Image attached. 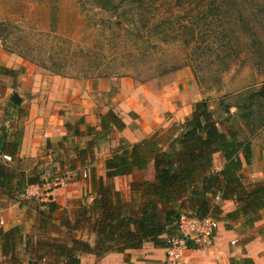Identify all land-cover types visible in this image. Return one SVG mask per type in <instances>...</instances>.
<instances>
[{
    "label": "crops",
    "instance_id": "0c3cea01",
    "mask_svg": "<svg viewBox=\"0 0 264 264\" xmlns=\"http://www.w3.org/2000/svg\"><path fill=\"white\" fill-rule=\"evenodd\" d=\"M23 65L21 58L0 49V127L8 139L20 140L11 161L0 154L3 174L10 177L6 180L0 176V227H23L25 242L17 249L18 264H49L51 257L34 259L36 251L31 245L27 248V240L33 245L43 239L59 238L70 243L71 238H78L94 246V225L99 217L94 202L100 179L107 180L106 159L122 139L136 143L185 122L203 94L188 68L145 83L122 77L118 89L109 94V78L48 75L31 67L16 74ZM15 92L22 100L20 104L11 100ZM109 111L116 113L125 126H113L105 136L100 115ZM256 159L254 151L253 161ZM214 164L216 170L222 168L221 153L215 155ZM29 177L46 183L44 197L39 200H23L16 193ZM56 179L64 183L56 185ZM138 180H155L153 163L145 170L117 176L111 183L129 200L130 183ZM49 202L57 208L50 211L45 204ZM218 202L223 214L218 217L212 245L192 244L179 264H264V212L253 227L243 228L240 221L228 222L224 217L235 208V202ZM166 254L167 246L145 242L140 248L112 251L103 257L83 253L80 259L81 264H167ZM0 264H8L2 257L1 237Z\"/></svg>",
    "mask_w": 264,
    "mask_h": 264
},
{
    "label": "rangeland",
    "instance_id": "374dc122",
    "mask_svg": "<svg viewBox=\"0 0 264 264\" xmlns=\"http://www.w3.org/2000/svg\"><path fill=\"white\" fill-rule=\"evenodd\" d=\"M99 1L0 0V49L23 60L16 74L109 78L112 94L122 77L145 83L188 68L219 127L257 153L245 183L262 180L264 0Z\"/></svg>",
    "mask_w": 264,
    "mask_h": 264
},
{
    "label": "trees",
    "instance_id": "16d2710c",
    "mask_svg": "<svg viewBox=\"0 0 264 264\" xmlns=\"http://www.w3.org/2000/svg\"><path fill=\"white\" fill-rule=\"evenodd\" d=\"M145 0H100L99 6L119 8L122 5H143ZM264 96V92H260ZM105 136L113 126L125 124L113 111L100 115ZM19 139L10 140L0 127V154L14 157L19 149ZM221 153L224 164L214 168L215 155ZM253 145L241 139L234 130H222L219 121L210 111L206 100L194 104L193 112L185 122L175 124L167 132L160 130L143 140L131 143L122 139L116 150L106 159V178L100 179L94 209L99 213L95 222L97 239L94 246L88 241L71 238L70 243L59 238L43 239L31 244L36 251L34 259L49 257V264H81L83 253L103 257L109 252H124L140 248L145 242L167 246V239L177 234L182 216L215 217L223 214L218 200H233L235 208L224 217L228 222L240 221L243 228L253 227L264 212V177L247 185L242 170L252 164ZM153 163L155 180H138L130 183L131 195L125 199L114 188L111 179L145 170ZM0 176L6 180L10 177ZM42 182L29 177L16 190L19 195L27 183ZM50 211L55 203H45ZM1 253L8 264H18L19 245L25 242L22 225L9 229L0 227ZM31 259L30 262H35Z\"/></svg>",
    "mask_w": 264,
    "mask_h": 264
},
{
    "label": "built area",
    "instance_id": "2783aa9c",
    "mask_svg": "<svg viewBox=\"0 0 264 264\" xmlns=\"http://www.w3.org/2000/svg\"><path fill=\"white\" fill-rule=\"evenodd\" d=\"M7 161L13 159L12 155L4 153ZM87 177L88 173H84ZM56 185H62L61 179H56ZM46 183H27L19 196L23 200H39L44 196ZM1 223L3 221L1 220ZM219 227V221L215 217L200 218L197 216H182L178 223L177 234L167 239V264H179L184 252L192 244L198 247L210 246Z\"/></svg>",
    "mask_w": 264,
    "mask_h": 264
},
{
    "label": "water",
    "instance_id": "95a60500",
    "mask_svg": "<svg viewBox=\"0 0 264 264\" xmlns=\"http://www.w3.org/2000/svg\"><path fill=\"white\" fill-rule=\"evenodd\" d=\"M11 100L16 103V104H20L21 103V98L19 97V95L15 92L12 94L11 96Z\"/></svg>",
    "mask_w": 264,
    "mask_h": 264
}]
</instances>
